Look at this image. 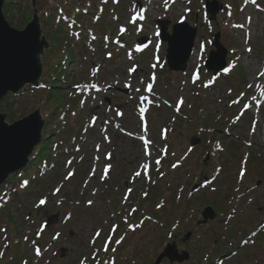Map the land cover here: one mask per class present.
<instances>
[{
	"label": "rangeland",
	"instance_id": "1",
	"mask_svg": "<svg viewBox=\"0 0 264 264\" xmlns=\"http://www.w3.org/2000/svg\"><path fill=\"white\" fill-rule=\"evenodd\" d=\"M84 1L18 0L19 3L13 5V11L10 13L11 18L16 21L13 27L19 30V25L26 21L22 15L23 6L27 9L23 12L29 20L39 12L46 23L45 11L57 12L58 4L62 6L60 10L65 16H71L73 11L78 16H83L84 13L79 12L88 8L83 4ZM179 1V10L170 12V16L174 21L186 18L190 24L199 28L196 56L187 75L173 74L162 64L151 68L147 66L151 61L140 62L137 58L136 61H131L132 55L125 53V50L116 51L111 46L107 50L104 49L100 42L89 38L92 34L88 32V28L95 27V24H88L87 27L84 25L83 40H79V44L74 38L71 39L70 35L64 36L62 32V39L69 41L74 58L67 65L70 74L64 76L67 72L61 70L62 73L59 75V71L52 65L61 59L65 47L53 43L55 33L52 26L49 27L47 23L45 31L47 33L50 30L51 34L47 39L49 48L46 49L44 39L40 48L41 63L44 66L41 65L43 77L48 80L57 76L61 77L60 79L64 78L65 85L60 82V89L55 92L59 91L57 94L61 104L65 108L71 105L72 110L65 119H61V122H65L66 130L58 134L56 139L58 141L55 140L49 150L52 160L59 156L57 168L54 171H50V168L37 169L31 178L27 175L28 179L24 182L20 183L18 179L10 184L11 193L0 197V211L11 215L9 220L5 214L0 215V264H15L18 261V256L14 253V242H17L15 245L18 251L29 257L31 264H77L81 257L91 256L93 252L103 250L110 227L115 224V220L118 219L121 231L127 230L126 225L120 222L122 217L119 218V215L128 214L129 209L133 210L135 205L139 206L138 218L148 213L154 215L160 223L147 221L134 234L129 233L132 238L130 237V241L129 238L125 240L118 248L119 255L124 257V261L133 264L128 256L136 259L146 253L152 264L160 248L170 240L171 233L193 229L177 215L181 224L174 230L172 220L176 213L183 211L190 190L202 181V177L216 174L214 172L217 167L222 170L212 186L223 187L229 192L237 190L234 187L238 186L244 191L250 184L255 187L259 180L263 181V186L254 195L245 196L239 207L250 209L247 211L250 215L251 210L258 211L252 207L264 206V121L260 120H264V15L262 12L254 13L257 8L255 4L264 10V0H256L255 3L252 0H220L223 10L213 23L209 21L205 11V0H196L189 6L187 3V12L182 9L183 2ZM51 2L54 3L52 6ZM124 12V10L119 12L120 18ZM68 21L71 22V28H74L75 20L72 18ZM58 25L60 22L57 18V21H53V26ZM218 31L222 33V42L228 49L227 60L231 67L219 78H214L203 70V76L200 75L199 79L195 80V68L205 62L212 49L210 40L214 39ZM102 33L104 32L101 30L100 35ZM249 48L252 49L251 52L248 51ZM164 50L166 51L165 46ZM109 54H113L112 60L108 59ZM250 56L253 65L247 61ZM236 64L239 68L235 70ZM154 72L160 77L156 88L170 104L165 106L164 100L160 101L163 108L154 109L149 115L150 120L140 117L141 103L138 96L127 97L120 94L118 89L114 91L107 88L109 85L121 88L126 83L131 84L128 77L150 83ZM47 82L46 84H49V81ZM81 84L86 87L75 88ZM48 92V89L40 88L38 84L28 86L23 91L24 94L13 103L14 119L8 118V121H17L36 109L41 110L45 119L54 114V117H57L63 107L58 110L50 107L53 97L49 101ZM107 97L113 99V105L106 103ZM116 103L122 105L126 103L122 115L115 112ZM205 109L207 113L202 112ZM258 109L262 112L263 118L257 117L253 120L251 114H255ZM54 126L53 121L50 126L48 125L53 134ZM168 128L171 134L167 138ZM173 128L175 130L171 131ZM209 130L217 131L213 134ZM75 133L77 138L74 137ZM196 135L201 136L203 141L190 150V140ZM210 139H214L213 143L223 139V148H218L223 150L219 152L220 157L210 160L205 166L204 158L210 149L208 145L213 144L211 142L208 144ZM66 140L71 143L67 144ZM111 140L114 141L112 148L107 145ZM99 144H103L101 152L96 153L95 147ZM111 151L114 157L110 161L106 152ZM246 166L249 170L244 174V182L240 184L239 171L241 167L246 169ZM138 172L139 176L136 175ZM131 176L132 179L129 178ZM124 179L133 180L134 183L130 186L135 189L130 200L124 193L126 188ZM96 188H99V193ZM210 192V188H207L199 192L198 196L202 199V195L207 194L206 197L209 199ZM47 198L49 205L46 210L41 211L40 201ZM227 200L229 201L230 197H227ZM89 201H92L93 207L86 206ZM229 202L233 204L231 209L239 208L235 207L236 202L232 198ZM158 204H163L160 209H157ZM45 211L63 213L64 218L57 228L62 227L64 219H68L67 223L63 224L60 241L54 249L60 251L61 248H66L68 253L66 258L60 259L58 256L52 263L49 261V253L42 258L34 253L35 250H44L45 247L49 250L52 237L57 235V232L46 230L43 241L39 244L36 242V234L43 232L41 229L45 221ZM263 221L264 209L251 220L246 216L245 222L241 224V230L248 234L250 230H257ZM263 226L264 224L261 228ZM2 228L12 236L5 238L9 250L12 251L9 255L4 248ZM261 228L262 232L264 227ZM70 231L75 234L70 236ZM206 231L196 232L195 239L188 245L194 249L196 261L198 257L206 254L215 257L227 251L225 248L216 249L212 241L214 237L205 234ZM242 250L244 253H241ZM242 250L236 258L228 259L227 264H264V237L260 238L259 235L251 237ZM119 260L121 259L117 258V262Z\"/></svg>",
	"mask_w": 264,
	"mask_h": 264
},
{
	"label": "water",
	"instance_id": "2",
	"mask_svg": "<svg viewBox=\"0 0 264 264\" xmlns=\"http://www.w3.org/2000/svg\"><path fill=\"white\" fill-rule=\"evenodd\" d=\"M3 5L4 0H0V101L10 91L17 93L26 84L37 82L41 74L37 58L39 30L36 24H30L25 32L11 28L4 18ZM207 8L213 17L220 9L216 0L208 3ZM196 34L197 30L186 23L177 24L173 35L167 33L166 27L163 28L162 39L169 43L167 60L172 70L186 69ZM214 45L218 51L211 53L207 68L218 72L226 66V51L219 43V35ZM42 127L38 112L11 127L5 124V116L0 114V185L11 173L27 165L29 155L41 140Z\"/></svg>",
	"mask_w": 264,
	"mask_h": 264
},
{
	"label": "snow or ice",
	"instance_id": "3",
	"mask_svg": "<svg viewBox=\"0 0 264 264\" xmlns=\"http://www.w3.org/2000/svg\"><path fill=\"white\" fill-rule=\"evenodd\" d=\"M252 2H253V3H255V2H256V0H252ZM131 22H132V23H135V20H133V21H131ZM122 31H123V30H122ZM248 51H249V52H251V51H252V49H251V48H249V49H248ZM109 55H110V54H109ZM132 71H135V69H132ZM153 79H154V77H153ZM92 87H95V85H92ZM148 90H149V91H151V90H152V85H148ZM180 103L182 104V103H183V100H181V101H180ZM141 111H143V109H142ZM157 163H159V161H157ZM174 166H175V165H174ZM109 167H110V165H109ZM136 175H137V176H139V175H140V173L138 172V173H136ZM66 178H67V177H66ZM40 203H41V204H44V203H45V201H44V200H41V201H40ZM88 203H89V204H91V203H92V201H89ZM97 235H99V233H97Z\"/></svg>",
	"mask_w": 264,
	"mask_h": 264
},
{
	"label": "bare ground",
	"instance_id": "4",
	"mask_svg": "<svg viewBox=\"0 0 264 264\" xmlns=\"http://www.w3.org/2000/svg\"><path fill=\"white\" fill-rule=\"evenodd\" d=\"M255 7H257V8L254 10V13H255V14H258V12H262V14L264 15V10L261 9V8H259V7H258V4H255ZM263 59H264V58H263ZM247 61H248L249 64H254V62H253L251 56L247 58ZM262 75H263V73H262Z\"/></svg>",
	"mask_w": 264,
	"mask_h": 264
},
{
	"label": "trees",
	"instance_id": "5",
	"mask_svg": "<svg viewBox=\"0 0 264 264\" xmlns=\"http://www.w3.org/2000/svg\"><path fill=\"white\" fill-rule=\"evenodd\" d=\"M13 1H14V0H11V1L8 2L6 12L9 11V6H10V4H13ZM9 106H10V105H9ZM9 110H10V109H9ZM12 114L14 115V112L11 110V115H12ZM12 117H13V116H12ZM12 117H11V118H12Z\"/></svg>",
	"mask_w": 264,
	"mask_h": 264
},
{
	"label": "flooded vegetation",
	"instance_id": "6",
	"mask_svg": "<svg viewBox=\"0 0 264 264\" xmlns=\"http://www.w3.org/2000/svg\"><path fill=\"white\" fill-rule=\"evenodd\" d=\"M125 184H126V188L125 189H129V186L127 184V181H125ZM97 264H98V262H97ZM142 264H147V263L143 261Z\"/></svg>",
	"mask_w": 264,
	"mask_h": 264
}]
</instances>
